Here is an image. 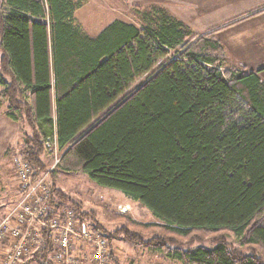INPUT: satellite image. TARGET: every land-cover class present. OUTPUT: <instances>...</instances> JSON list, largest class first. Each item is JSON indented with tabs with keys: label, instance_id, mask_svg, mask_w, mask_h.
<instances>
[{
	"label": "trees",
	"instance_id": "1",
	"mask_svg": "<svg viewBox=\"0 0 264 264\" xmlns=\"http://www.w3.org/2000/svg\"><path fill=\"white\" fill-rule=\"evenodd\" d=\"M75 9L71 0H0L4 116L29 132L17 147L33 179L45 173L49 142L63 171L119 191L160 225L141 227L157 233L147 240L125 227L107 232L53 172L51 215L68 208L109 241L179 264H264V84L224 69L216 31L191 38L159 11L142 29L115 21L89 37ZM201 235L211 247L192 245ZM43 239L34 258L52 264Z\"/></svg>",
	"mask_w": 264,
	"mask_h": 264
},
{
	"label": "rangeland",
	"instance_id": "2",
	"mask_svg": "<svg viewBox=\"0 0 264 264\" xmlns=\"http://www.w3.org/2000/svg\"><path fill=\"white\" fill-rule=\"evenodd\" d=\"M76 6L73 13L75 25L89 37H96L100 31L109 25L112 21L119 20L128 24H133L142 29L151 19L157 18L159 11L166 13L168 16L169 9L161 8L156 0H71ZM239 0H214L209 6H200V10H193L188 14L182 15L183 21L187 25H183L184 29L190 34L191 38H197L206 34L208 29L219 28V21L223 20L228 11L233 6H237ZM162 6V5H161ZM200 13V16L198 14ZM197 14V15H196ZM193 16V17H192ZM210 31V32H211ZM216 36V33H215ZM1 102V101H0ZM2 104V103H1ZM5 108L4 104H2ZM2 107V109H3ZM17 137L12 143L13 154L18 143L22 142L24 133H29L26 127L17 125ZM48 143V142H47ZM46 146V151L41 157L47 175V186L50 187V172H53L54 183L57 188L67 195L73 202L81 205L84 213H90L94 222L107 232H116L120 228H128L131 232H136L144 240L150 239L157 235L156 231L151 229L144 230L143 226L160 225L151 212L140 205L138 202L131 200L116 190L96 186L89 179L76 172L63 171L58 162L60 154L53 145ZM12 157L5 153L0 164V220L6 214L7 208L12 206L18 199V183L14 176L12 167ZM35 171V169H34ZM50 209V203H47ZM69 210L68 208H63ZM62 212V210H61ZM88 222V221H85ZM139 226V227H138ZM99 233V232H98ZM100 234V233H99ZM225 240L233 247H237L232 236L226 232L220 233ZM217 234V235H220ZM106 240V249L104 251L103 264H179L177 261L169 260L163 254H157L134 243L125 241L120 236L109 241ZM194 241L193 246L202 245L211 247V235L199 236ZM205 239V240H203ZM209 239V240H208ZM189 239H182L179 242L185 243ZM0 256L4 257L5 247L0 244ZM247 253L248 250H243ZM0 257V259H1ZM76 264H96L84 257Z\"/></svg>",
	"mask_w": 264,
	"mask_h": 264
},
{
	"label": "built area",
	"instance_id": "3",
	"mask_svg": "<svg viewBox=\"0 0 264 264\" xmlns=\"http://www.w3.org/2000/svg\"><path fill=\"white\" fill-rule=\"evenodd\" d=\"M11 161L19 197L0 220L3 264H39L34 255L44 246L43 237L52 245L47 256L52 264H76L84 257L103 264L106 240L90 224L78 220L70 209L51 215L48 174L33 179L34 168L19 150Z\"/></svg>",
	"mask_w": 264,
	"mask_h": 264
},
{
	"label": "crops",
	"instance_id": "4",
	"mask_svg": "<svg viewBox=\"0 0 264 264\" xmlns=\"http://www.w3.org/2000/svg\"><path fill=\"white\" fill-rule=\"evenodd\" d=\"M154 2H158L161 8H168L169 17L182 25H187L182 15L193 10H200L202 8L200 6H209L214 3V0H156ZM237 3V6H233L231 9H234L228 11V15L219 21V28L213 30L216 31L215 37L224 51L223 66L224 69L237 72L254 73L264 84V0H239ZM204 10L205 8L200 11ZM199 16L200 13L196 18ZM203 30L208 33L212 29ZM2 107L3 105L0 104V164L18 133L17 124L4 116V107L3 109ZM10 208L11 206L7 208L6 213ZM0 264H3L2 257Z\"/></svg>",
	"mask_w": 264,
	"mask_h": 264
}]
</instances>
